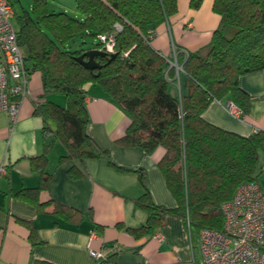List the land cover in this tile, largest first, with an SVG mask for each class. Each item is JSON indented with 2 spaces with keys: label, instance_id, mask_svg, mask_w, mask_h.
Returning a JSON list of instances; mask_svg holds the SVG:
<instances>
[{
  "label": "trees",
  "instance_id": "trees-1",
  "mask_svg": "<svg viewBox=\"0 0 264 264\" xmlns=\"http://www.w3.org/2000/svg\"><path fill=\"white\" fill-rule=\"evenodd\" d=\"M202 2L189 0V7L198 9ZM212 10L219 21L210 40L195 50L173 45L170 56L160 54L150 40L160 24H169L177 0H76L78 17L50 10L47 0H33L30 11L14 10L25 67L29 73H40L44 98L35 104V113L44 122L42 152L30 159L44 175L39 186L19 194L33 196L45 185L49 174L43 165L56 142L64 149L61 160L109 155L87 132L84 85L95 83L130 119L115 143L139 146L147 153L163 149L157 166L175 200L173 207L155 203L145 170L135 168L143 186L135 202L147 218L142 226L127 231L137 238L152 235L167 214L183 218L197 232L203 227L221 229V203L232 197L239 184L255 181L264 169L262 165L255 172L258 151L264 152V129L241 135L202 114L211 100L225 98L245 112L248 94L239 86V76L264 69V0H212ZM83 34L95 42L89 47H68ZM102 35L113 38L111 53L116 55L111 60ZM92 48L107 55L95 56L101 67L89 70L79 56ZM173 59L182 70L176 72L170 65ZM50 95L61 96L64 104ZM68 173L78 177L82 170L72 165ZM54 205L55 212L65 217L79 215L65 205ZM34 264L55 263L37 260Z\"/></svg>",
  "mask_w": 264,
  "mask_h": 264
},
{
  "label": "crops",
  "instance_id": "crops-1",
  "mask_svg": "<svg viewBox=\"0 0 264 264\" xmlns=\"http://www.w3.org/2000/svg\"><path fill=\"white\" fill-rule=\"evenodd\" d=\"M218 21L212 0H203L198 9H191L189 0H177V12L169 24L159 25L150 44L163 56L173 53V45L195 50L210 40ZM239 86L248 94L242 118H234L227 112L224 103L229 99L226 98L211 100L202 115L217 126L248 135L264 129V69L240 75ZM84 89L87 132L108 149L109 155L61 160L64 149L56 142L47 151L43 165L48 180L33 196L19 193L39 186L44 175L33 168L30 160L42 152L44 122L35 113L36 102L44 99L40 97V73L30 72L27 94L14 122L6 112L0 111V165L5 167L0 173V264H34L37 260L95 264L87 249L93 230L97 238L92 240L91 247L98 249L104 245L115 264H182L192 256L199 262L198 232L177 215H165L163 224L155 229L161 234L160 240L153 234L137 238L127 231L129 227L142 226L147 218V212L135 202L143 192L135 168L145 170L155 203L175 206L157 166L163 149L157 147L147 153L139 146L115 143L125 133L129 117L100 85L87 83ZM50 97L64 104L61 96ZM19 98L18 94L11 97ZM72 165L82 170L80 176L69 175ZM255 181L264 190V169ZM55 203L76 210L79 215L73 218L55 212Z\"/></svg>",
  "mask_w": 264,
  "mask_h": 264
},
{
  "label": "built area",
  "instance_id": "built-area-1",
  "mask_svg": "<svg viewBox=\"0 0 264 264\" xmlns=\"http://www.w3.org/2000/svg\"><path fill=\"white\" fill-rule=\"evenodd\" d=\"M14 9L11 0H0V111L8 114L14 122L21 101L26 97L30 73L25 67L24 56L17 41V30L13 24ZM119 27V26H117ZM106 52H113L111 36H100ZM176 72L182 70L175 59L170 61ZM14 94L19 100H12ZM227 112L234 118H242L243 109L234 102L224 103ZM5 171L0 165V173ZM223 223L221 229L203 227L198 231L200 261L192 259L182 264H264V190L256 181L239 184L232 197L220 205ZM153 236L160 240L161 234ZM97 238L96 231L88 237L87 249L95 264H115L105 246L91 247ZM193 249L191 243V250Z\"/></svg>",
  "mask_w": 264,
  "mask_h": 264
},
{
  "label": "rangeland",
  "instance_id": "rangeland-1",
  "mask_svg": "<svg viewBox=\"0 0 264 264\" xmlns=\"http://www.w3.org/2000/svg\"><path fill=\"white\" fill-rule=\"evenodd\" d=\"M13 9L15 12L20 13L23 10L30 11L33 0H11ZM48 8L53 11H61L69 14L73 17H78L75 11L76 0H47ZM13 24L15 27L16 21L13 18ZM94 39L86 35H77L75 39L69 42L67 45L69 48L76 49L78 47H89ZM262 162H264V152L258 151V159L255 167V172L257 173L261 167Z\"/></svg>",
  "mask_w": 264,
  "mask_h": 264
},
{
  "label": "water",
  "instance_id": "water-1",
  "mask_svg": "<svg viewBox=\"0 0 264 264\" xmlns=\"http://www.w3.org/2000/svg\"><path fill=\"white\" fill-rule=\"evenodd\" d=\"M106 56L107 53L101 49H87L79 56L80 63L89 70L98 69L101 67L99 63L95 60V56ZM116 53H111L109 59L111 60L115 57Z\"/></svg>",
  "mask_w": 264,
  "mask_h": 264
}]
</instances>
